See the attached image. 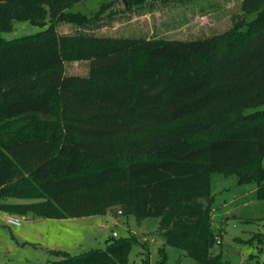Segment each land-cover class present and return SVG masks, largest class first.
Masks as SVG:
<instances>
[{"label":"trees","instance_id":"16d2710c","mask_svg":"<svg viewBox=\"0 0 264 264\" xmlns=\"http://www.w3.org/2000/svg\"><path fill=\"white\" fill-rule=\"evenodd\" d=\"M78 1L0 0V31L15 20L45 26L0 34V210L64 219L118 206L159 216L166 243L195 264H225L213 252L212 174L254 183L241 200H264V109L246 112L264 105V0H241L226 30L186 39L99 32L156 0H113L92 16L67 11ZM62 22L73 30L60 32ZM80 60L86 74L66 72ZM106 241L56 250L46 264H129L137 238Z\"/></svg>","mask_w":264,"mask_h":264},{"label":"rangeland","instance_id":"374dc122","mask_svg":"<svg viewBox=\"0 0 264 264\" xmlns=\"http://www.w3.org/2000/svg\"><path fill=\"white\" fill-rule=\"evenodd\" d=\"M110 1L113 0H81L67 11L92 16L102 4ZM156 1L118 16L99 32L186 39L222 32L234 23L237 16L243 15L241 0ZM117 5L122 7V0ZM255 15H249L248 19ZM44 28L28 19L15 20L11 29L1 30L0 34L6 39H14ZM57 28L60 32H70L74 25L62 22ZM88 69V60L68 61L65 64L69 74H86ZM259 109H264V105L248 108L246 112ZM254 189V183L241 184L235 174H212L211 194L216 209L214 227L221 232L220 242L214 246L213 252L221 253L225 264H247L251 254L257 255L264 263V200H241ZM235 199L236 204L233 203ZM122 212V208L114 206L106 214L64 219L23 217L9 213L23 217L21 225H13L7 221L8 214L0 210V264H46L61 258L55 253L56 250L77 255L92 248H104L106 239L112 234L134 235L137 238L129 255V264L196 263L184 250L166 243L159 232V216L139 217L136 213ZM162 248L165 251L163 263Z\"/></svg>","mask_w":264,"mask_h":264},{"label":"built area","instance_id":"2783aa9c","mask_svg":"<svg viewBox=\"0 0 264 264\" xmlns=\"http://www.w3.org/2000/svg\"><path fill=\"white\" fill-rule=\"evenodd\" d=\"M23 217L14 215V214H8L7 215V221L10 224L13 225H21Z\"/></svg>","mask_w":264,"mask_h":264},{"label":"crops","instance_id":"0c3cea01","mask_svg":"<svg viewBox=\"0 0 264 264\" xmlns=\"http://www.w3.org/2000/svg\"><path fill=\"white\" fill-rule=\"evenodd\" d=\"M8 200L11 201V202H17V201H19L18 199H13V198H10ZM6 213L9 214L8 212H6ZM23 217H25V216H23ZM54 219H58V218H54ZM101 225H104V223H101Z\"/></svg>","mask_w":264,"mask_h":264}]
</instances>
